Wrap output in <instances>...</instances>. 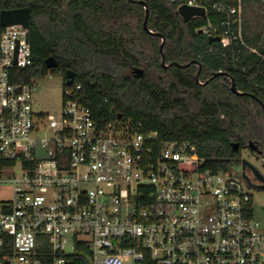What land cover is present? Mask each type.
<instances>
[{
  "label": "built area",
  "instance_id": "1",
  "mask_svg": "<svg viewBox=\"0 0 264 264\" xmlns=\"http://www.w3.org/2000/svg\"><path fill=\"white\" fill-rule=\"evenodd\" d=\"M171 1L204 10L191 18L206 20L198 34L254 52L243 0ZM30 63L27 28L0 26V187L11 189L0 199V264H264V219L240 170L213 171L191 142L109 119L64 79L59 112H34L35 80L52 69L19 82Z\"/></svg>",
  "mask_w": 264,
  "mask_h": 264
},
{
  "label": "trees",
  "instance_id": "2",
  "mask_svg": "<svg viewBox=\"0 0 264 264\" xmlns=\"http://www.w3.org/2000/svg\"><path fill=\"white\" fill-rule=\"evenodd\" d=\"M177 4L0 0V11L29 9L31 63L18 70L19 82L43 76L44 60L53 57L52 73L72 70L73 84L100 114L139 122L160 141L187 140L205 167L227 170L239 163L248 142L264 151V33L255 24L264 3L243 0L242 40L254 52L238 46L239 53L198 34L206 20L183 21ZM222 19L208 13L211 23ZM232 142H238L236 151Z\"/></svg>",
  "mask_w": 264,
  "mask_h": 264
},
{
  "label": "rangeland",
  "instance_id": "3",
  "mask_svg": "<svg viewBox=\"0 0 264 264\" xmlns=\"http://www.w3.org/2000/svg\"><path fill=\"white\" fill-rule=\"evenodd\" d=\"M260 15L255 17V24L260 25L264 33V13ZM49 74L50 77L45 76L35 80L32 107L36 113L57 114L61 108L63 76L59 72ZM241 159L251 163L264 177V156L253 155L249 150L243 149ZM248 191L253 199L254 217L264 219V191L257 187H251ZM10 195V187H0V199L10 197Z\"/></svg>",
  "mask_w": 264,
  "mask_h": 264
},
{
  "label": "water",
  "instance_id": "4",
  "mask_svg": "<svg viewBox=\"0 0 264 264\" xmlns=\"http://www.w3.org/2000/svg\"><path fill=\"white\" fill-rule=\"evenodd\" d=\"M141 3L144 5V2L141 1ZM176 12L183 21H188L194 16L204 15V10L202 8L192 7V6H187V5L179 6ZM146 16H147V12L145 13V18ZM14 24H21L24 27L28 28L29 9L27 7L0 11V26H9V25H14ZM143 27L145 30H147L146 21L143 22ZM208 40L210 42L219 41V37L218 36L208 37ZM162 42H163V39L161 41V44ZM160 49H161V46H160ZM44 65L47 69H53L56 67L57 64L53 57H48L44 60ZM135 72L142 74V70L140 69H135ZM221 73L222 72H219V74ZM74 76H75V73L72 70H66L63 75L65 85H71L74 80ZM231 90L233 92H236L235 86L233 83L231 84ZM120 117L121 115L118 114L117 118H120ZM231 145H232L233 151H236L238 148V142H232ZM248 148L257 154H260V151H258L257 146L253 142L248 143ZM240 163L243 167L247 166L252 171L254 177L259 181V184L257 185L251 184L249 178L244 173H241V176L245 179V181L248 184L255 186L261 189L262 191H264V177L258 172V170L251 163H249L245 159H240Z\"/></svg>",
  "mask_w": 264,
  "mask_h": 264
},
{
  "label": "flooded vegetation",
  "instance_id": "5",
  "mask_svg": "<svg viewBox=\"0 0 264 264\" xmlns=\"http://www.w3.org/2000/svg\"><path fill=\"white\" fill-rule=\"evenodd\" d=\"M263 143H264V137H263ZM254 144L257 146L258 151L262 152V150L259 149V144L258 143H254ZM245 149L249 150L250 153H252L253 155L257 154L248 148V144H247V147ZM257 155L264 156V151L260 154H257ZM240 159H241V157H240ZM235 167L237 168V170H240L241 173H244L249 178L251 184H255V185L259 184V181L254 177L252 171L247 166L243 167L241 165L240 161Z\"/></svg>",
  "mask_w": 264,
  "mask_h": 264
}]
</instances>
